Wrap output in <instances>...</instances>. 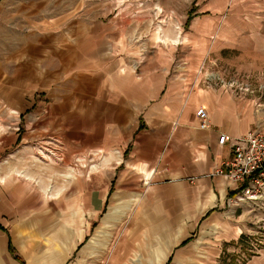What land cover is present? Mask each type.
<instances>
[{"label":"rangeland","instance_id":"374dc122","mask_svg":"<svg viewBox=\"0 0 264 264\" xmlns=\"http://www.w3.org/2000/svg\"><path fill=\"white\" fill-rule=\"evenodd\" d=\"M85 18L92 34L75 24ZM245 18L263 26L264 37V0H0V181H42L52 202L70 181L69 190L84 181L86 196L117 177L126 183L132 145L150 120L125 96L135 103L142 83L192 84L200 77L232 84L236 96H264V72L237 69L242 37L251 34ZM60 35H68V51L55 40ZM18 72L35 74L20 109L3 98ZM147 188L141 179L134 191ZM256 195L230 201L227 219L204 221L219 233L195 237V264H264V190ZM184 255L176 261L189 263Z\"/></svg>","mask_w":264,"mask_h":264},{"label":"crops","instance_id":"0c3cea01","mask_svg":"<svg viewBox=\"0 0 264 264\" xmlns=\"http://www.w3.org/2000/svg\"><path fill=\"white\" fill-rule=\"evenodd\" d=\"M245 20L244 29L251 34L242 37L239 60L243 62L237 69L260 74L264 62L257 59L264 58V37L259 35L263 26H250V20ZM89 22L86 18L76 20L75 24L83 27L81 34L87 30L93 33ZM222 24L221 18L220 31ZM67 38L55 37L66 45L64 52L69 50ZM108 51L105 55L112 54ZM124 51L131 52L129 47ZM34 77L33 73L14 75L3 96L9 105L20 109ZM177 81L142 83L135 103L131 94L125 96L128 106L146 108L150 120L132 145L126 183L117 177L110 184L90 188L86 196L84 181L74 182L69 190L70 181L59 186L62 192L52 202L42 190L46 187L42 181H0L4 188L0 192V264H195L199 247L195 237L219 233L202 227L204 221L227 219L232 211L230 201L249 185V181L244 185L228 183L217 175L226 172L224 163L233 157L232 144L224 137L234 139L251 130L264 133L260 109L264 96H236L224 85L204 84L200 77L192 84ZM257 85L256 81L253 86ZM202 107L209 115L207 130L199 128L196 115ZM141 179L148 190L137 194L134 190ZM230 193L234 197L230 198ZM53 203L60 206L53 210ZM242 236L240 231L233 239ZM179 254H185L190 262L176 261Z\"/></svg>","mask_w":264,"mask_h":264},{"label":"built area","instance_id":"2783aa9c","mask_svg":"<svg viewBox=\"0 0 264 264\" xmlns=\"http://www.w3.org/2000/svg\"><path fill=\"white\" fill-rule=\"evenodd\" d=\"M228 88H233L232 84H222ZM235 85V84H234ZM199 119V128L207 130L210 128L209 115L205 108H199L196 113ZM226 141H230L233 149V157L230 161L224 163L226 172H217L228 183L236 185H244L249 181V185L239 197L243 200L248 198L260 190H264V133L258 130H252L246 134L230 138L224 137ZM254 197V196H252ZM253 249L257 248V244L251 245Z\"/></svg>","mask_w":264,"mask_h":264},{"label":"trees","instance_id":"16d2710c","mask_svg":"<svg viewBox=\"0 0 264 264\" xmlns=\"http://www.w3.org/2000/svg\"><path fill=\"white\" fill-rule=\"evenodd\" d=\"M191 16H192V15L190 14V15H189V19H188V24H189L190 20H192V17H191ZM139 130H140V129H139ZM229 197H230V198L234 197V194L230 193Z\"/></svg>","mask_w":264,"mask_h":264}]
</instances>
